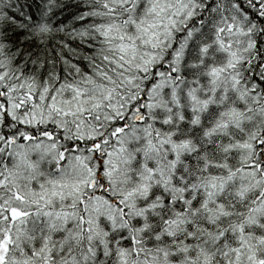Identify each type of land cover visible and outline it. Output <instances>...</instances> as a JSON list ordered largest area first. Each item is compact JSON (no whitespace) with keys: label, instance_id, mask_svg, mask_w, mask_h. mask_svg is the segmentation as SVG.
Wrapping results in <instances>:
<instances>
[{"label":"snow or ice","instance_id":"snow-or-ice-1","mask_svg":"<svg viewBox=\"0 0 264 264\" xmlns=\"http://www.w3.org/2000/svg\"><path fill=\"white\" fill-rule=\"evenodd\" d=\"M0 264H264V0H0Z\"/></svg>","mask_w":264,"mask_h":264}]
</instances>
